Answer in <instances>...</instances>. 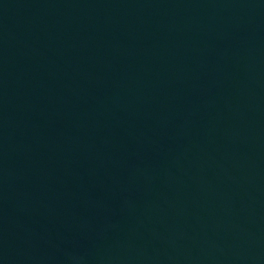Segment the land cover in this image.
Listing matches in <instances>:
<instances>
[{"label": "water", "instance_id": "95a60500", "mask_svg": "<svg viewBox=\"0 0 264 264\" xmlns=\"http://www.w3.org/2000/svg\"><path fill=\"white\" fill-rule=\"evenodd\" d=\"M0 161L88 264H264V0H0Z\"/></svg>", "mask_w": 264, "mask_h": 264}]
</instances>
